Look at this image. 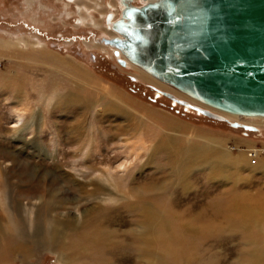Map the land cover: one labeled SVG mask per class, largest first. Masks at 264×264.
<instances>
[{"label":"rangeland","instance_id":"374dc122","mask_svg":"<svg viewBox=\"0 0 264 264\" xmlns=\"http://www.w3.org/2000/svg\"><path fill=\"white\" fill-rule=\"evenodd\" d=\"M79 2L76 10L69 3L64 6L60 0H0L1 222L6 217L5 211L10 212L17 206L23 218L30 214L31 219L35 214L41 218L47 214L60 219L68 214L79 217L86 204L75 205L74 201H69L64 203L66 206L56 205L62 196L79 195L73 193L66 174L84 179L81 175L84 172L88 176L86 179L105 178L109 169L114 177L121 178L132 171L137 187L153 173H157L156 177L162 182L168 169L157 172L151 165L143 164L152 149L150 141L155 140L158 131L169 129L170 123L174 127L170 133L183 138L181 145L213 149L218 163L224 167L215 171L210 169V162H206L202 169L186 173L193 186L186 193L178 185H166L149 195V199H168L178 207H196L215 200L220 202L230 188L240 194L248 192L253 197H264V117L231 116L163 84L135 64L134 67L128 62L129 67L119 65L110 47L102 48L97 44L100 29L87 19L91 13L94 21L103 27V14L110 10V1L98 0L97 9H93L96 6L93 0ZM112 5L116 9L114 1ZM121 56L127 59L122 52ZM67 89L77 91L81 98H91L92 105L89 108L59 106L54 97ZM158 89L256 129L230 126L225 120L173 101ZM109 101L137 116L141 141H146L149 151L138 150L137 156L130 152L129 146L141 139L138 134L119 135L110 139L109 144L99 146L98 130L105 131L123 122L114 112H101L105 109L103 103ZM254 148H259L258 156L248 157ZM115 153L117 156L109 161H84L89 156L91 159V155L101 158L112 157ZM155 161H165L163 151H157L150 163ZM91 163L95 169L89 167ZM247 163L256 167L249 170ZM138 166L142 169L137 170ZM41 183H45L51 194L47 191L41 200L36 197L33 208L26 209L31 195L44 193L33 188ZM45 201H49L48 208ZM113 209L124 216L121 207ZM222 221L223 229L200 242L192 260L187 259L183 264H264V220L251 222L247 227L240 220H233V227ZM247 229L249 235L244 236ZM166 249L157 246L141 256L134 255V259L144 264L149 256L159 259L160 264H173L168 260ZM75 263L69 260V264ZM0 264H64V260L58 258L54 250L42 247L25 259L19 255L7 256Z\"/></svg>","mask_w":264,"mask_h":264},{"label":"bare ground","instance_id":"6f19581e","mask_svg":"<svg viewBox=\"0 0 264 264\" xmlns=\"http://www.w3.org/2000/svg\"><path fill=\"white\" fill-rule=\"evenodd\" d=\"M144 1L142 0V2ZM120 3L123 5L122 1ZM110 17L111 14H108L106 17L107 21L110 20ZM106 44L114 47L110 43ZM118 53L121 55V52ZM125 61L133 67L135 65L138 66L128 58ZM138 67L139 69L141 68L140 66ZM142 70L145 71L144 69ZM145 72L148 73L147 71ZM154 78L157 79L156 77ZM157 80L176 90L169 84L159 79ZM65 91L54 97L59 106L83 105L89 108L90 104L92 105L91 98H81L75 90L67 89ZM177 91L183 93L178 89ZM162 94L165 95L164 93ZM183 94L187 95L186 93ZM165 96L169 97L168 95ZM191 98L195 99L194 97ZM195 100L199 101L198 99ZM103 106L107 110L104 109L101 112H114L123 122L113 127L109 126L105 131L98 130L101 138L99 146L109 144L110 139H116L119 135L125 136L128 134L133 136L138 134L141 139L129 146L130 152L137 156L140 154L138 150H150L149 146H146V141H141L143 138L141 135L142 131L141 128H137L139 124L137 125L136 120L138 118L135 114L129 113L123 106L115 105L110 101L108 103L104 102ZM206 106L229 113L231 116L264 117L263 115L232 113L209 105ZM216 114L224 117L219 113ZM224 118L222 120L230 121L226 117ZM239 126L242 127L241 125L233 127ZM168 127L169 129L158 131V133L155 132V140L150 141L152 145L151 152L143 164L144 166L151 165L157 172L168 169V174L162 176V182H159V176L156 177L157 173L150 175L138 187L135 186L136 176L132 171L128 172L125 178L114 177L109 169H107L106 173L108 174H106L105 178L94 176L86 179L88 176L84 172L81 174L84 179L76 177L74 174H66L65 179L71 184L73 193L79 194V197L69 198L62 196L56 201V205L57 207L66 206L64 203L69 201H74L75 205L86 204L87 206L82 209L80 216L68 214L64 219H60L51 214H47L44 218L35 214L33 219H31L29 217L31 216L30 213L25 218L21 217V212L19 213L17 210L20 208L18 206L15 209L11 208L10 212L5 211L4 222L0 220V260L7 256L12 257L15 255L25 259L38 249L45 247L54 250L58 258L64 260V264H69V260L78 264H141V260L136 261L134 255L139 256L140 254L141 256V253L160 246L168 249L167 256L171 263L183 264L187 259L188 261L192 260V256L197 252L200 242L202 243L204 239L211 235H216L217 231L223 229L224 225L221 220L228 227L234 226L233 220H240L241 223L245 224V227L256 220H264V197H253L248 192L240 194L235 188H230L227 193L225 192V198L220 202L215 200L211 201V203L199 204L196 207H194L195 205L193 207H178L173 200L168 199L163 201L149 199V195L158 189H163L166 185H178L186 193L193 187L186 178V173L192 169H202L206 162H210V169L213 168V170L224 167L222 163V165L218 163L219 159L213 149L202 150L199 146H194V144L181 145L183 138L170 133V130L174 128L173 124L170 123ZM244 129L255 130L256 128ZM157 151H163L165 161L163 163H156V161L154 164L150 163ZM258 152L259 148H254L252 153H248L247 156L256 157ZM116 154L112 155V157L103 156L101 158L92 157L93 155H91V159L89 156L84 161L91 160V162L95 161L96 163L105 160L109 161L115 158ZM143 165L141 166L142 168L144 167ZM119 166L125 167V164H120ZM89 167L95 169V165L92 163ZM231 167L236 168L239 166L231 165ZM246 167L252 170L256 166L247 163ZM142 168L138 166L137 170ZM211 174H209L211 177H215ZM44 177L47 178L46 175ZM44 184L33 186V188L40 189L44 193H40L37 196L31 195L26 203L28 205L26 209L33 208L35 205L33 200L36 197L41 200L47 191V193H50V190H47V186ZM45 202H47L45 207L48 208L49 201ZM115 207L124 209V216L122 213L119 215L120 211L117 214L113 209ZM235 210L238 211L236 212ZM249 232L250 230L243 232L244 236H248ZM3 242L5 243L2 244ZM158 260L155 257L148 256L144 264H160L161 262Z\"/></svg>","mask_w":264,"mask_h":264},{"label":"water","instance_id":"95a60500","mask_svg":"<svg viewBox=\"0 0 264 264\" xmlns=\"http://www.w3.org/2000/svg\"><path fill=\"white\" fill-rule=\"evenodd\" d=\"M103 41L157 79L224 111L264 116V0H121ZM124 64V59L117 57ZM159 90V89H158ZM170 99L225 119L167 91ZM255 129L252 125L227 121Z\"/></svg>","mask_w":264,"mask_h":264},{"label":"flooded vegetation","instance_id":"af4514ba","mask_svg":"<svg viewBox=\"0 0 264 264\" xmlns=\"http://www.w3.org/2000/svg\"><path fill=\"white\" fill-rule=\"evenodd\" d=\"M110 2H108V5H109V7H110V10H108V11H106L104 14H103V27H100L99 25H98V23H96L95 21H94V19H93V17H92V15H91V13H90V15L87 17V19H89L90 20V24H92L95 28H98V29H100V33H101V35H99L98 37H96V42H97V44H99L102 48H105V47H110L111 48V50H112V53L114 54V48L115 47H112V46H110V45H108V44H106V43H104L103 41H101L102 40V38H109V37H112V36H114V35H118L117 34V32L116 31H114L113 30V28L111 27V23L113 22V21H115V19H117L120 15H121V9H122V7H123V5L120 3L121 2V0H109ZM112 1H114L115 2V5L117 6L116 7V9H115V7L112 5ZM60 2L64 5V6H67L66 5V3H69V5H73L75 8H76V10H78V4L80 3L79 2V0H60ZM93 2H94V4L96 5V6H94L93 7V9H97V7H99V2H98V0H93ZM130 3L131 4H140V3H142V0H130ZM114 7V8H113ZM90 9V8H89ZM90 12H91V10H90ZM108 14H111V17H110V20L109 21H107V19H106V17H107V15ZM78 19H79V17L76 19L77 21H78ZM79 22V21H78ZM80 23H82V22H80ZM121 55L120 54H118V56L117 57H120ZM116 56H115V59L117 58ZM121 58H122V56H121ZM124 58V57H123ZM117 60V59H116ZM125 61V60H124ZM118 62V61H117ZM119 63V62H118ZM119 65H121V66H123V67H129L127 64H126V61H125V64L124 65H122V64H120L119 63ZM120 66V67H121ZM157 91V90H156ZM165 96V95H164Z\"/></svg>","mask_w":264,"mask_h":264}]
</instances>
